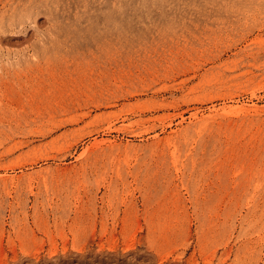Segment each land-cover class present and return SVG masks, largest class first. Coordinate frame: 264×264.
Returning <instances> with one entry per match:
<instances>
[{
    "label": "rangeland",
    "instance_id": "obj_1",
    "mask_svg": "<svg viewBox=\"0 0 264 264\" xmlns=\"http://www.w3.org/2000/svg\"><path fill=\"white\" fill-rule=\"evenodd\" d=\"M0 264H264V0H0Z\"/></svg>",
    "mask_w": 264,
    "mask_h": 264
}]
</instances>
